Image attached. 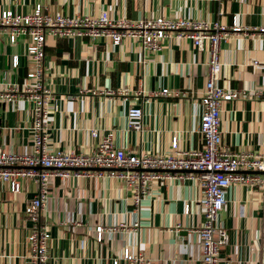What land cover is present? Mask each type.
I'll use <instances>...</instances> for the list:
<instances>
[{
	"label": "crops",
	"instance_id": "crops-1",
	"mask_svg": "<svg viewBox=\"0 0 264 264\" xmlns=\"http://www.w3.org/2000/svg\"><path fill=\"white\" fill-rule=\"evenodd\" d=\"M40 4L47 12L129 20L157 16L219 21L230 26H264V0H0V11L26 14ZM25 37L9 42L0 31V91L6 81L21 83L31 68ZM44 85L51 92L49 148L91 152L109 132L114 144L130 152L163 153L177 135L183 149L202 145L197 131L199 96L209 59L208 41L164 38L158 50L143 52L125 38L54 37L45 41ZM17 56L14 66L12 58ZM264 35H231L220 43V86L243 92L221 106L222 144L230 151L264 154ZM163 88L178 96L165 97ZM143 111V129L127 126L131 106ZM32 105L0 102V148L28 151ZM96 130L98 136L91 135ZM41 220L50 232L47 264H123L122 253H143L148 264H200L202 248L196 228L204 219L196 180L177 176L153 181L137 205L119 178L108 176L50 178ZM20 193L0 181V264H28L31 221L26 203L37 192L33 179L22 180ZM220 220L229 242L220 264H264V189L233 185L227 189ZM188 205V210H187ZM138 223L136 226L134 223ZM124 223L125 228H119ZM103 236L96 240V227ZM115 228V229H112Z\"/></svg>",
	"mask_w": 264,
	"mask_h": 264
},
{
	"label": "built area",
	"instance_id": "built-area-1",
	"mask_svg": "<svg viewBox=\"0 0 264 264\" xmlns=\"http://www.w3.org/2000/svg\"><path fill=\"white\" fill-rule=\"evenodd\" d=\"M0 31L7 35L11 43L20 37L29 41L25 53L30 58L31 68L26 77L21 83L6 81L0 91V102L13 103L19 100L32 105L29 150L14 152L0 148V181L6 182L12 193L21 192L23 179H33L37 184L36 195L25 206V214L32 223L27 236L28 264L48 263L47 241L50 232L41 217L47 204L50 178L104 175L121 179L132 191V200L137 205L153 181L177 176L196 180L201 188L197 205L204 217L195 230L202 248L200 264H220V251L229 242L228 231L220 220V211L227 201V189L233 185L264 189V154L233 152L222 144V103L245 94L218 84L222 67L220 43L232 34L264 35V26H242L236 21L226 26L219 21L164 16L129 20L124 17L111 18L106 11H101L97 16H70L58 11L47 12L37 4L32 12L26 14L10 9L0 11ZM101 35L108 37L113 45L120 44L125 38L132 39L143 52L158 50L162 40L168 36L175 39L189 38L199 47L203 41H208V72L199 96L197 131L201 136V146L183 149L179 146L177 135H174L166 152H130L116 146L113 134L109 132L101 136L94 149L88 153L49 148L51 92L43 82L48 70L44 60L45 41L49 36L96 39ZM17 61V56H14V66ZM251 65L264 67L257 59H252ZM260 91L264 93V76ZM159 94L165 97L179 95L168 88H163ZM126 118L129 129L142 131L143 111L140 106H131ZM91 135L96 137L98 133L92 130ZM137 224L134 223L135 226ZM125 227L124 223L119 225V228ZM103 230L102 226L96 227L97 241L102 239ZM122 260L123 264H148L143 253H132L128 248L123 250ZM113 264L119 263L114 260Z\"/></svg>",
	"mask_w": 264,
	"mask_h": 264
}]
</instances>
